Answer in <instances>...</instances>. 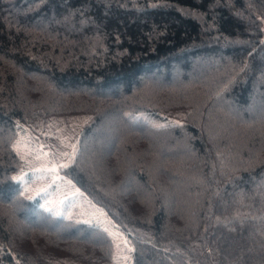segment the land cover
<instances>
[{"label": "trees", "instance_id": "16d2710c", "mask_svg": "<svg viewBox=\"0 0 264 264\" xmlns=\"http://www.w3.org/2000/svg\"><path fill=\"white\" fill-rule=\"evenodd\" d=\"M76 113L62 172L131 264H264V0H0V264L111 263L15 175L20 130Z\"/></svg>", "mask_w": 264, "mask_h": 264}, {"label": "rangeland", "instance_id": "374dc122", "mask_svg": "<svg viewBox=\"0 0 264 264\" xmlns=\"http://www.w3.org/2000/svg\"><path fill=\"white\" fill-rule=\"evenodd\" d=\"M195 72H198V67H195ZM175 115L171 117L172 121L179 122L182 115ZM139 119L137 122L140 123L141 119L147 120L141 115ZM86 120L85 114L76 113L58 115L44 123L38 122L31 125L29 131L22 127L15 142L22 163L15 175L23 182V187L29 194L42 199L46 208L66 217L84 220L105 228L115 243L114 257L110 264H131L134 245L127 234L118 227L102 206L94 203L62 172L63 168L59 167L62 164L69 165L73 161ZM128 120L135 123L133 119ZM97 139V137L94 139L93 147L99 148ZM69 156L72 157L71 161ZM52 168H56L57 172H50Z\"/></svg>", "mask_w": 264, "mask_h": 264}, {"label": "snow or ice", "instance_id": "6c2138e0", "mask_svg": "<svg viewBox=\"0 0 264 264\" xmlns=\"http://www.w3.org/2000/svg\"><path fill=\"white\" fill-rule=\"evenodd\" d=\"M71 159H72V157L71 156H69V160L71 161ZM69 165L68 164H62V165H60L59 167L60 168H67ZM50 172H52V173H56L57 172V169L56 168H52V169H50L49 170ZM57 178H59L58 176H57ZM70 183V182H69Z\"/></svg>", "mask_w": 264, "mask_h": 264}]
</instances>
